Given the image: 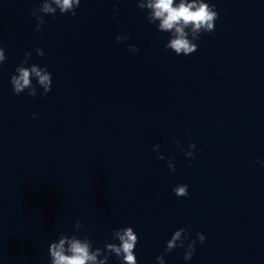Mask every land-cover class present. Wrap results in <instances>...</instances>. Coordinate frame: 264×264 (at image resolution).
Returning <instances> with one entry per match:
<instances>
[{
  "label": "clouds",
  "instance_id": "1",
  "mask_svg": "<svg viewBox=\"0 0 264 264\" xmlns=\"http://www.w3.org/2000/svg\"><path fill=\"white\" fill-rule=\"evenodd\" d=\"M55 4L59 6L61 13L68 12L72 16L76 15L74 6L77 8L80 5L81 0H54ZM139 8L149 9V16L151 21L159 20V29L163 31L174 30L173 38L170 43L165 47L171 48L176 54L184 53L189 54L197 50L196 45L190 44L186 38L187 33L184 31L185 27L191 25L194 32L203 28L206 32L214 31L213 21L218 18V13L213 11L215 5L200 2L197 3L193 0L188 4L185 0H180L178 5L174 6V0H147V4H140ZM45 12H55V9L49 5H44ZM150 21V22H151ZM128 37L126 36L125 39ZM117 42H121L119 36L116 37ZM130 50L138 51L134 45L129 46ZM5 59L4 54L0 51V61ZM19 73L17 76H12L10 83L14 93L19 94L25 88H31L30 76L34 74L39 78V83L43 85L47 91H50V75L47 72L42 74L41 70L33 66L30 70L28 68H17ZM30 96H34V91L29 93ZM179 143V141H177ZM159 147L158 145L156 146ZM190 147H195V144H191ZM189 157H193L192 153H187ZM163 159V157H158ZM169 167H172L169 164ZM175 171V168H172ZM175 195L178 197L188 196V185L178 184L174 189ZM176 231L172 236V239L167 242L165 253L172 251L176 247V241L180 239L181 232ZM119 239V245L107 244L106 248L109 253H114L120 260V264H137L136 256L134 255V248L138 242L137 234L134 233L132 228H125L122 231L116 233ZM197 237L201 243L204 242L205 237L201 233H197ZM195 243L192 241L190 244L191 251L185 253L184 259L189 260L192 258L195 252ZM68 248H65V238L60 239L59 243L51 245L50 253L52 257V264H107L108 256L105 255L103 259L97 261V257L101 255V249L97 248L95 252L91 251V245L87 239L81 241L80 239L73 238L68 242ZM156 260L159 264H163V256H157Z\"/></svg>",
  "mask_w": 264,
  "mask_h": 264
}]
</instances>
